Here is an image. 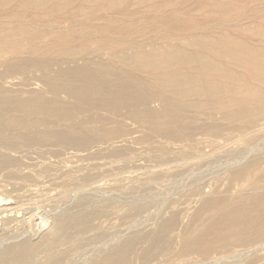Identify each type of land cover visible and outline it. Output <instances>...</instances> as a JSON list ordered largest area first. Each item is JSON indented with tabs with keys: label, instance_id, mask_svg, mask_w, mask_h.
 <instances>
[{
	"label": "bare ground",
	"instance_id": "6f19581e",
	"mask_svg": "<svg viewBox=\"0 0 264 264\" xmlns=\"http://www.w3.org/2000/svg\"><path fill=\"white\" fill-rule=\"evenodd\" d=\"M170 24L180 25L175 19H172ZM260 36L264 38V30ZM183 39L178 45L170 43L155 46L149 42L148 52H142L143 43L141 42L136 44L120 42L121 52H114L109 60L119 61L127 68H137L148 72V84L142 83L129 71L117 69L110 61L91 60L85 57L81 58L80 64L72 63V65L59 66L51 70L49 59L0 58L2 67L0 78L7 74L24 75L36 70L39 73L38 80L53 94V96H45L28 91L27 95H0V171L10 167L15 172H22L20 170V166L24 170L22 160L11 152L17 153L26 147L29 149L28 146L31 145H36V147L39 145V148L41 145H55V149L62 147L81 151L90 148L91 145L99 144L103 150L98 147L99 145H95L93 147L96 151L93 148V154L98 155L100 149L101 154L108 151L109 153L105 154H110L109 156L114 154V158H117L116 156L122 154L124 148L126 137L124 135L131 134L125 133L127 130L124 131L120 124L122 119H129L134 124L136 123L138 128H143L141 129L144 131L143 134L147 131L150 135L164 139L166 144L163 147L166 150H169L168 144L176 148H182L183 145L188 146H183V149L193 147L194 144H203V136L209 138L207 141L204 139L206 141L204 144L208 143L212 145L211 147L215 145L214 147L217 148L219 147L216 145L218 139L220 142L223 141L221 143H224V146L246 137L257 130L255 129L257 126L261 125L264 128V92L253 89L244 79L247 76L251 80L264 84V50L262 47L256 46L253 40L217 33L193 36V41ZM0 44L5 45L6 42L2 41ZM123 48L136 49V51L128 54ZM81 49L82 47L78 45L70 49L68 53L71 57L78 56ZM3 50L0 47V53H4ZM230 65L241 69V73L226 67ZM181 68H188L189 72L194 71L197 76ZM163 90L168 93H164ZM58 94L64 96H56ZM154 102L158 103L156 108L151 105ZM216 114H219L218 117L222 123L214 120L213 117ZM201 116L204 118L202 119ZM118 117H121L119 118L121 122L117 120ZM257 118L262 121L259 122ZM148 133L146 135H149ZM123 136L124 138L119 140L121 144L124 143L122 146L118 139ZM252 136L253 134L250 137ZM151 137L154 138L152 135ZM150 138L141 137L144 141ZM200 139L202 143H197ZM160 141L159 144L161 142L163 144V140ZM191 141L195 143L192 142V144ZM103 144L106 145L104 147L106 151L101 147V145L104 146ZM196 147L198 145L195 146L198 150ZM246 147L249 150L250 147L245 145ZM245 148L230 149L228 155L232 163L229 164L228 161L229 165L225 164L227 180L240 183L239 187L237 186L238 192L228 195L231 194L229 187L232 184H227L228 190L223 188L226 191L222 194H198L201 196H199L200 205L191 214L190 219L188 217L190 220L189 222L187 220L188 224L181 225L182 228L178 224L180 216L178 217L177 212H171L172 214L165 217L149 235L147 245L143 246L144 248L140 246L141 250L138 249L140 250L138 258L140 262L142 261L141 263L149 261L150 264L151 261L173 252L180 256L212 255L208 261H200L201 264H257L264 259L262 253H259L264 250V170L259 171V167L262 166L260 165L261 158L245 156ZM55 149L53 147V150ZM51 150L50 153L47 152L48 155L52 154ZM124 153L123 157L120 156L122 161L126 156ZM172 153L175 155L174 152ZM179 153L176 154L179 155ZM90 155L87 156L86 153L87 158L92 156ZM162 157H164L163 154ZM125 159L128 160V157ZM168 160L173 162L171 158L165 162L167 163ZM173 160L175 161V158ZM128 168H126L127 171ZM160 168L156 173L158 176L167 174L170 168L175 169L176 166L175 168L171 166ZM42 170L38 174H42ZM44 171L46 173L47 170L44 169ZM74 171L69 170V172ZM172 171L174 170H171V173ZM9 174L8 177H11ZM180 174L182 172L179 170L173 173V175ZM82 175H79L81 177L78 180H76L78 176L73 178L70 175L72 180L67 175L72 182L74 179L76 180L74 182L79 181L75 184L74 190L89 186L87 182L89 179L93 181L89 173ZM22 177L27 178L28 176L22 175ZM64 181H66L65 178ZM148 181L149 178L146 181H138L134 178L131 184L147 185ZM231 181L228 180L229 183ZM74 182L71 185H74ZM236 182H233V185ZM71 185L69 184L70 187ZM232 187L231 189H236L235 186ZM87 197L85 195L80 201H76L71 210L64 209L62 210L64 212L61 211L62 213L58 215L54 213L52 219H47L49 221H46L45 217V225L37 239L23 238L0 245V264H17L40 252L53 250L70 238L71 230H75L80 225L84 228L92 227V220L104 214L105 206L95 205L96 201L88 206L86 205ZM146 201L144 198L134 199L135 204L145 205ZM178 226L181 230H178ZM176 229L178 233H175ZM119 237L121 235L108 243L104 242L103 247L84 260L83 264H130V254L144 239L129 234ZM75 246L56 250L53 253L46 252L43 257L50 255L51 262H58L63 256L74 251ZM236 247L242 249L236 250ZM232 249L235 250L232 251ZM159 262L151 264H159Z\"/></svg>",
	"mask_w": 264,
	"mask_h": 264
},
{
	"label": "rangeland",
	"instance_id": "374dc122",
	"mask_svg": "<svg viewBox=\"0 0 264 264\" xmlns=\"http://www.w3.org/2000/svg\"><path fill=\"white\" fill-rule=\"evenodd\" d=\"M172 19L177 20L180 25L172 24V26L170 24ZM263 30L264 0H0V42H6L5 45L0 44V47L4 49L2 51L4 53H0V58L49 59L51 70L59 66L72 65V63L80 64L81 58L85 57L91 60L110 61L117 69L131 72L144 84L149 83L148 72L137 68H127L119 61L109 60L111 54L121 52L120 42L133 44L141 42L143 43L142 52H148L149 42L155 46L170 43L178 45L184 40L183 38L193 41V36L217 33L238 36L249 41L253 40L256 46L262 47L264 50V38L260 36ZM105 44L107 45L105 46ZM78 45L82 47L78 56L71 57L68 51ZM66 50L67 53H65ZM134 51L136 49H125V53L128 54H132ZM226 67L241 73V69L236 66ZM181 69L188 72L190 70L188 68ZM1 70L2 67L0 66V72ZM189 73L197 76L194 71ZM38 74V71L34 70L24 75H4L0 78V95H27L28 91H33L45 96H53L46 86L38 80ZM244 79L249 82L253 89L264 92V84L251 80L247 76ZM164 93L168 92L164 91ZM56 96L62 97L64 95L58 94ZM151 105L156 108L158 103L154 102ZM218 116L219 114H216L213 117L214 120L222 123ZM119 118L121 119L118 117L117 120H120ZM201 118L204 117L201 116ZM257 119L259 122L262 121L260 118ZM122 120L119 122L122 121L120 123L122 128L124 131L127 130L125 133L131 134L124 135L126 136L125 144L122 143L124 146L120 143L121 141L119 142L124 136L118 139L119 144L124 147H122V154L116 156L118 159L114 158V154L112 156L105 154L109 153L108 151L101 154L99 144V146L94 144L87 148L91 149L92 147V152L87 149L81 151L62 147L55 149V145H41L42 148L41 146L39 148V145L37 147L31 145L28 146L29 149L26 147L27 149L22 148L17 153L11 152L22 160L24 170L20 166V170H22V172L18 171L20 174L10 167L1 170L5 174L0 171V245L23 238L37 239L45 222L49 221L47 219H52L54 215L64 212L62 211L64 209L71 210L76 201H80L85 195L88 196L86 205H92L96 201L95 205L102 204L105 206L104 214L92 220V227L84 228L83 225H80L75 230H71L70 238L63 244L53 250L43 251L34 257L26 258L17 264H83L84 260L103 247L104 242L108 243L117 236L123 237L127 234L140 236L144 239L141 241L142 243L136 245L135 251L130 254V264H149V261L141 263L138 253H140L141 247L147 245L149 235L165 217L167 218L173 212H177L178 217L180 216L179 226L181 227L183 223L187 225L191 214L200 205V195L207 193L222 194L226 191L225 188L228 190L227 184H232L236 188L231 189L232 186L229 187L231 194L228 195H234L236 191L238 192L240 183L228 179L231 181L229 183L225 170V166L232 163H230L231 159L228 155L230 149L245 148V145L250 147L249 150L247 147L245 148L244 155L260 157V165L264 167V128L261 125L255 128L257 130L235 143H228L223 146L224 143H221L223 141L220 142L218 139L216 145L219 147L216 146L217 148L214 147L215 145L211 147L212 145L208 143L204 144L209 138L203 136L204 143L200 144L204 145L203 147L194 144L193 147L189 146L191 149H183V146L186 147L187 145L176 148V146L168 144L169 150H166L163 147L166 144L164 139L151 134L154 136L152 139L150 132L145 131L143 134V128H141L142 130L138 128L139 126L133 121ZM252 134L253 136L250 137ZM145 136L146 138L151 137L149 140L147 139L149 143L144 141ZM141 137L144 139L142 140ZM201 139L200 142L197 140L196 142L202 143ZM158 140H163V144L160 141L162 146ZM192 142L195 143V141L190 143ZM95 145L100 148L99 156L96 153L93 154L95 150L93 146ZM197 145L196 148L202 153L195 149ZM205 145L207 146L205 147ZM208 145L209 148H212L211 150ZM105 146L101 145L102 148ZM120 146L116 147L120 149ZM46 150L48 153L51 150L52 154L48 155ZM39 151H44L42 156ZM89 152L94 156L92 154L91 156ZM161 152H163L164 157H162ZM86 153L87 156L90 155L91 157L87 158ZM123 153L126 155L125 158L128 157V160L123 158L124 162L122 161ZM169 157L173 162L168 160L166 163L165 161L170 159ZM132 158L137 161L133 162ZM180 158L182 159L180 160ZM134 163H136V167H134ZM180 164L183 166L181 167ZM166 166L174 168L176 166V168H170L165 175H156L160 167ZM262 166L259 167V171L264 170ZM125 167H129V170L127 171ZM42 169L47 170L46 173ZM68 169L70 171L76 170L69 172ZM4 170L8 171L5 172ZM41 170L42 174H38L41 173ZM171 170L174 171L171 173ZM176 170L182 174L173 175ZM65 171L68 173L66 174ZM9 172H11V177H8ZM87 173L93 181L91 182L89 179L87 181L89 186L86 185V188L74 190L75 184L79 182L74 181L81 177L80 174ZM14 174L16 177H12ZM170 174L172 175L169 176ZM22 175L29 178L24 177V179ZM67 175H72L73 178L78 176L73 181L74 185H71L73 178L70 176L71 180L70 177L67 178ZM134 178L138 181H146L149 178L148 186L146 184H131ZM233 182L236 183L233 185ZM66 183H69L73 188ZM140 196L147 200L145 205L135 204L134 199H143ZM175 233H178L177 229ZM74 245H76L74 251L63 256L58 262H51L50 255L43 257L46 252L53 253L56 250L66 249ZM235 249L240 250L242 248L236 247ZM259 253L264 256V250ZM210 257L212 255L180 256L173 252L151 261L150 264L159 261V264H201L200 261L206 262ZM257 264H264V259Z\"/></svg>",
	"mask_w": 264,
	"mask_h": 264
}]
</instances>
